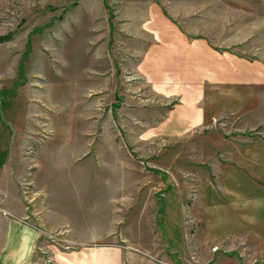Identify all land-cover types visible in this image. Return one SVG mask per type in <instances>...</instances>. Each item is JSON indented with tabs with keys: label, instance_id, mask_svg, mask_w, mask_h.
<instances>
[{
	"label": "rangeland",
	"instance_id": "1",
	"mask_svg": "<svg viewBox=\"0 0 264 264\" xmlns=\"http://www.w3.org/2000/svg\"><path fill=\"white\" fill-rule=\"evenodd\" d=\"M0 38V264H264V0H0Z\"/></svg>",
	"mask_w": 264,
	"mask_h": 264
},
{
	"label": "crops",
	"instance_id": "2",
	"mask_svg": "<svg viewBox=\"0 0 264 264\" xmlns=\"http://www.w3.org/2000/svg\"><path fill=\"white\" fill-rule=\"evenodd\" d=\"M223 79V78H222ZM226 81H218L217 85H215V87L213 89L217 90V92L219 94H221V98H214L213 100V109L214 110H217L218 111H224L230 115H241V116H244L245 118L246 117V110L248 109V106H247V92L248 90L245 88L246 85L242 84L243 86H241L240 84H237V85H233V84H230V83H224ZM241 86V87H240ZM211 104L208 102H206L205 104V107L207 109V116L204 115V110L202 109H196V107H194L193 105L190 104L189 102V105L187 106L186 105V108L184 111H181L179 113H177V117L178 119H180V117L182 118V121H185L186 123H179L178 124L181 126H185V125H188V126H196V125H201L203 123V121H208V119L210 118L209 116L211 115L210 112H209V109L210 107L208 108L207 106ZM204 106V105H203ZM176 117V118H177ZM207 117V118H206ZM180 121V120H179ZM264 123V120L261 119V121L259 123ZM256 159L253 160V162H255ZM252 162V160H251ZM255 166V165H254ZM238 174H234L233 175V179L234 180H238ZM252 193V192H250ZM258 196H260V194H258ZM217 196H215L216 198ZM261 197H264V195L262 194ZM219 199V198H218ZM217 199L216 202H219ZM218 205H221V206H218ZM228 210V209H227ZM226 209H223V206H222V203L219 202L217 204V207H215V209L213 210V216H214V219L216 221V224L214 225V228L217 227V228H221L223 227V224L225 223V220L229 217L227 216V212L229 213V211H227ZM227 211V212H226ZM6 212V211H4ZM235 213H237L236 210H234ZM241 215H245L244 212H240ZM236 218V216H234ZM231 219H233V217H231ZM218 222V223H217ZM224 222V223H223ZM264 227V226H263ZM57 228V227H54V229ZM37 237V233L34 235L33 237V242L34 240L36 239ZM6 243H3L1 245L2 247V250L3 248L6 246Z\"/></svg>",
	"mask_w": 264,
	"mask_h": 264
},
{
	"label": "trees",
	"instance_id": "3",
	"mask_svg": "<svg viewBox=\"0 0 264 264\" xmlns=\"http://www.w3.org/2000/svg\"><path fill=\"white\" fill-rule=\"evenodd\" d=\"M4 39H6V38H0V41H4Z\"/></svg>",
	"mask_w": 264,
	"mask_h": 264
}]
</instances>
